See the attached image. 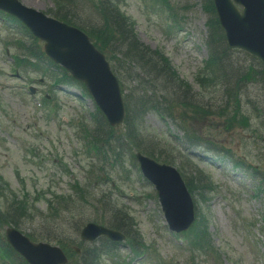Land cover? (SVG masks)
<instances>
[{
  "label": "rangeland",
  "instance_id": "obj_1",
  "mask_svg": "<svg viewBox=\"0 0 264 264\" xmlns=\"http://www.w3.org/2000/svg\"><path fill=\"white\" fill-rule=\"evenodd\" d=\"M20 1L47 14L61 11L86 29L102 24L98 1ZM116 1L134 24L138 40L151 51L162 53L179 79L191 89L179 88L173 80L168 82L167 88H161V78H148L146 73L117 54L123 48L115 44L104 54L120 81L130 115L137 118L141 98L151 103L152 99L158 98L170 100L171 95L191 100L197 106H205V110L210 112L207 117L201 115L196 121L191 120L181 126V114H190L186 108H174L167 120H162L158 112L148 110L141 122V130L149 141L145 144L147 149L156 151L163 158L175 160L177 166L182 165L189 174L199 169L203 174L201 184L209 185L204 187V200L198 193L193 198L197 213L206 218L208 227L204 226L220 262L214 263L204 256H197L195 264H264V79L258 71L261 69L259 62L242 51L233 52L225 43L224 53L218 55L221 60L226 59L225 66L219 71L222 77L218 73L219 80L206 82L211 85L206 89L199 80L209 56L208 16L203 9L205 0H165L172 10L173 22L169 21L161 4L154 8L149 0ZM18 30L16 24L0 15V189L3 187L9 201L26 199L29 202L28 217L18 220L19 231L32 237L34 242L54 245L58 244V240L66 242L67 250L76 247L79 230L85 223L101 220L97 219L101 217L106 221L120 222H127L130 218L128 222L132 219L139 232L134 237L137 242L134 246L143 247L144 244V252L151 255L150 258L137 260L132 250L122 243L113 248L118 257L103 255L99 264H120L122 261L130 264L159 261L162 264L164 261L166 264H190V255L182 250L184 246H178L170 239L172 236L165 226L153 187L142 179L127 156L122 170L108 168V164L101 163L105 174L96 172L88 181V166L93 159L84 153L79 131L73 130L70 124H89V114L95 111L91 99L87 96L79 100L80 91L76 88L64 85L53 87L49 77H41V73L29 71L22 78L10 76L13 69L11 59L17 52L11 46L12 41L20 40L25 45L31 43L30 38ZM39 65L50 68L45 59ZM249 66L253 68L250 79L241 81L239 76ZM55 73L58 77L59 73ZM18 85L21 87L18 88ZM27 86L36 88V96L28 94ZM231 94L236 95L241 104L242 114L249 117V129L236 125L228 132L226 121L218 117V113L224 110L230 113L234 109L237 101ZM41 95H48L51 99L48 106H42L45 110L52 106L55 112L49 113L50 117L42 110L36 112L32 108L33 100L41 102ZM34 117L48 140L38 138L29 127ZM187 137L210 139L223 151L210 154L202 147L190 148L183 143ZM31 151L45 157L42 164ZM193 152L201 157L193 155ZM237 161L243 163L238 170L232 167ZM101 175L105 177L103 181ZM188 177L194 178L193 174ZM196 177L199 178L197 172ZM74 183L87 186L90 192L84 198L74 197L72 202L67 203L73 197L71 188ZM258 188L261 190L257 194ZM52 192L60 202L63 197L61 204L52 205L56 208L53 211L48 204ZM36 198H39L38 202ZM7 206L3 209L6 212ZM4 232L5 228H0V241ZM87 246L98 247L100 243ZM15 261L19 262V259L15 257ZM72 264H78V261L73 259Z\"/></svg>",
  "mask_w": 264,
  "mask_h": 264
},
{
  "label": "water",
  "instance_id": "obj_2",
  "mask_svg": "<svg viewBox=\"0 0 264 264\" xmlns=\"http://www.w3.org/2000/svg\"><path fill=\"white\" fill-rule=\"evenodd\" d=\"M220 24L224 30L228 45L231 48H242L259 57L264 63V0H214ZM236 5L243 8L240 15ZM0 7L7 10L24 22L31 31L41 39L48 35L54 42L48 43L47 52L56 61H60L73 76L86 83L90 94L104 113L109 123L116 126L121 123L123 110L115 80L110 77L103 57L92 47L85 48L79 41L67 33H58L54 23L46 24L43 16L22 8L15 0H0ZM46 24L47 29L42 30ZM51 32V33H50ZM59 35V37L55 36ZM63 45V51L57 44ZM75 59L85 67H77ZM144 175L155 184L166 217L172 229L182 230L192 220L191 209L186 208L182 196L188 200L186 191L173 170L158 167L138 157ZM182 195V196H181ZM105 235L112 240H121L118 234L103 228L87 225L82 233L83 240L92 241ZM8 242L19 251L30 264H65L66 259L56 248L47 245H32L16 231L8 229Z\"/></svg>",
  "mask_w": 264,
  "mask_h": 264
},
{
  "label": "trees",
  "instance_id": "obj_3",
  "mask_svg": "<svg viewBox=\"0 0 264 264\" xmlns=\"http://www.w3.org/2000/svg\"><path fill=\"white\" fill-rule=\"evenodd\" d=\"M208 2H209V7H210L209 14L211 16H213L214 11H213L211 0H208ZM103 10H104V14H105V19L107 21L106 26H105V32L106 33L107 32L112 33L111 35L120 39V41L122 42L121 45H123L126 49V55L132 59V62L138 64L139 66H145L148 63L151 66H154L155 63L152 61L151 52L147 48H145L142 44H140L139 41L136 39V37L133 34L132 25L126 24L125 19L119 15L118 11L115 8H113L111 4L103 5ZM106 11H108L111 15L107 14ZM63 19H65V18H63ZM65 20H67V19H65ZM121 20H123V21H121ZM67 21H69V20H67ZM208 27L211 31V34L209 37V45H210L211 49L213 50V53H215L216 44L219 43V41L224 42V37H223V34L217 25V21L215 18H212V20L209 21ZM101 31H102V29H101ZM101 31H100V33H101ZM104 36L106 37L107 35H104ZM215 36H216V38H215ZM102 39H104L106 42L111 41L109 39V36H107L106 38H102ZM156 56L163 59L161 56H159L157 54H156ZM162 70H164V71L167 70V67L164 65L162 67ZM190 105H192V104H190ZM235 110H237V111L231 116V121L234 122L236 120V116H237V117H240L239 118L240 123H242V121H245L247 124L248 119L246 117L242 116L241 113L238 111V109H235ZM204 112H205V110H204ZM234 123H236V122H234ZM109 131L114 133L113 130H109ZM124 136L128 142H134L136 144V147L140 148V145L137 143V142L142 141L139 126H138V124H136L133 121L130 122V120L127 118V116L125 119V135ZM120 142L122 144H124V140L122 138H120ZM17 208L21 211L22 216L26 215V209L27 208L25 209L24 203L18 204ZM0 219H1V215H0ZM112 227H114L115 229L126 232L124 227L120 224L112 225ZM204 238H205V228L203 227V222L200 221L195 226L194 234H191V239L194 241H198V240L200 241V240H203ZM95 253H96V250L86 251L81 256L82 261L80 262V264H95V261H94L95 260Z\"/></svg>",
  "mask_w": 264,
  "mask_h": 264
},
{
  "label": "bare ground",
  "instance_id": "obj_4",
  "mask_svg": "<svg viewBox=\"0 0 264 264\" xmlns=\"http://www.w3.org/2000/svg\"><path fill=\"white\" fill-rule=\"evenodd\" d=\"M217 25H218L220 31L222 32V34L225 35L224 30L219 26L218 23H217ZM174 230H175V229H174ZM169 235H170V236H174V234H173L170 230H169Z\"/></svg>",
  "mask_w": 264,
  "mask_h": 264
}]
</instances>
